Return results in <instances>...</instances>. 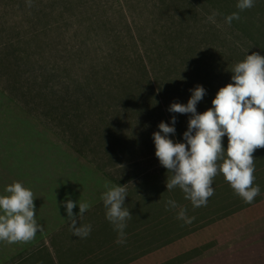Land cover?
<instances>
[{"label":"rangeland","instance_id":"obj_1","mask_svg":"<svg viewBox=\"0 0 264 264\" xmlns=\"http://www.w3.org/2000/svg\"><path fill=\"white\" fill-rule=\"evenodd\" d=\"M237 3L0 0V194L22 182L43 226L30 242L0 241V264H28L17 261L28 249L32 264H54L41 246L46 236L61 264H264V148L253 153L260 193L252 203L218 174L207 206L193 208L179 187L167 190L172 173L153 138L175 116L169 138L185 142L192 114L170 105L187 104L202 85L203 113L233 83L236 63L264 55V0L244 11ZM106 182L127 188L132 218L122 245L101 199ZM69 199L74 214L79 202L90 204L79 222L91 225L87 238L70 231L61 203ZM180 208L192 223L177 219Z\"/></svg>","mask_w":264,"mask_h":264},{"label":"clouds","instance_id":"obj_2","mask_svg":"<svg viewBox=\"0 0 264 264\" xmlns=\"http://www.w3.org/2000/svg\"><path fill=\"white\" fill-rule=\"evenodd\" d=\"M29 7L32 0H27ZM254 0H238L239 11L250 9ZM239 11L225 17L227 24L239 20ZM218 12L208 16L215 23ZM233 83L221 87L212 100V107L197 113V104L206 95L202 85L191 90L187 104L174 102L168 111L172 113H191L187 130L183 133L186 142H173L169 134H175L176 117L171 124L163 121L160 131L153 133L156 147L155 155L161 165L172 176L167 179L168 191L179 187L184 198L191 201L193 208L207 206L208 199L214 195L213 180L222 174L234 192L245 203H252L259 195V185H254L255 163L253 153L264 148V55L258 52L247 54L245 59L232 68ZM163 133V135L161 134ZM227 135L225 150L223 137ZM106 191L102 201L106 218L118 233L117 244L126 243L125 229L132 214L125 205L128 196L124 185H104ZM66 204L67 220L73 236L87 238L91 225L79 222L89 210L90 204L79 202V213L74 214L72 200L61 201ZM169 207H177L174 200L167 201ZM177 219L192 223L195 217H188L185 208H180ZM43 226L37 222L34 193L22 182H13L0 194V241L8 244L32 241Z\"/></svg>","mask_w":264,"mask_h":264},{"label":"crops","instance_id":"obj_3","mask_svg":"<svg viewBox=\"0 0 264 264\" xmlns=\"http://www.w3.org/2000/svg\"><path fill=\"white\" fill-rule=\"evenodd\" d=\"M52 241V238H49V237H45V239L43 240V243L41 246H46L45 249H48L47 250V254L49 255L50 257V260H52L54 262V264H61V263H57L56 259L59 258V250L56 249L55 251H53V249L51 248H55V243H53V245L51 246L50 245V242ZM53 242V241H52ZM44 249V250H45ZM34 249H28V250H23L24 253L19 256V258L17 259V261L19 262L20 260H24L26 259L28 261V264H32L33 262H36L37 261V257L36 256H31V251H33ZM24 254H26V257H24ZM24 257V258H23ZM16 261H11V263L9 264H14ZM47 262H49V258L47 260Z\"/></svg>","mask_w":264,"mask_h":264}]
</instances>
